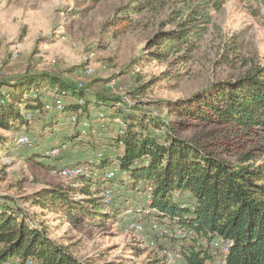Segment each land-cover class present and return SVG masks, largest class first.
I'll return each mask as SVG.
<instances>
[{
	"label": "rangeland",
	"instance_id": "obj_1",
	"mask_svg": "<svg viewBox=\"0 0 264 264\" xmlns=\"http://www.w3.org/2000/svg\"><path fill=\"white\" fill-rule=\"evenodd\" d=\"M213 1L0 0V80L30 69L60 72L69 82L126 97L127 104L118 103V107L137 110L136 105H142L167 115L171 111L168 100L193 97L216 81L238 78L264 66V0H222L219 10ZM199 10L210 16V23L194 45L179 47L166 59L154 58L157 45H150L151 41L160 33L182 31ZM88 67L93 74L85 73ZM48 92L43 101L52 107L57 93ZM20 108L29 121L27 128L18 124L0 128V196L15 200L11 204L18 203L29 222L70 245L84 261H155L157 252L149 246L153 232L145 222L146 231L139 233L129 228L135 221L130 218L105 217L102 224H96L85 217L78 222L66 213L33 204L32 197L50 187L74 190L77 201L89 199L79 190L82 178L92 177L89 171L65 174L62 169L82 168L80 163L92 160L106 147L123 122L116 108L92 105L91 115H78L79 121L75 113L55 112L46 106L37 113L25 103ZM171 117L182 121L177 113ZM177 127L181 137L198 135L204 142L208 141L204 135L215 129L203 123L185 130ZM22 133L31 135L34 144L17 145L15 138ZM53 149L58 152L51 153ZM89 183L95 192L98 184ZM202 243L208 247L205 240ZM216 253L220 258L219 250Z\"/></svg>",
	"mask_w": 264,
	"mask_h": 264
},
{
	"label": "trees",
	"instance_id": "obj_2",
	"mask_svg": "<svg viewBox=\"0 0 264 264\" xmlns=\"http://www.w3.org/2000/svg\"><path fill=\"white\" fill-rule=\"evenodd\" d=\"M213 2L215 10L222 8V0ZM209 23L210 16L199 10L182 31L160 33L150 43L157 45L154 58L166 59L179 47L193 46ZM48 90L63 101V109L52 107L55 112L75 113L78 120L91 115L92 105L112 107L123 122L103 150L80 163L92 175L83 177L79 187L89 199L77 201L74 190L50 187L32 197L33 204L78 222L85 217L96 224L105 217L145 222L157 256L144 264H168L164 249L188 264H221L209 247L217 237L228 247L224 264H264V66L216 81L193 97L168 100L167 115L142 105L137 110L122 107L125 99L107 90L69 82L60 72L30 69L0 80V128H27L20 106L25 103L34 113L45 110ZM174 113L182 121L173 120ZM197 123L215 127L204 135L208 141L178 134L177 124L185 130ZM89 181L98 184L95 192ZM103 190L113 193L109 203L97 197ZM11 200L0 196V264H94L34 226ZM152 217L164 226L162 231L151 229ZM176 228L188 233L178 235Z\"/></svg>",
	"mask_w": 264,
	"mask_h": 264
},
{
	"label": "built area",
	"instance_id": "obj_3",
	"mask_svg": "<svg viewBox=\"0 0 264 264\" xmlns=\"http://www.w3.org/2000/svg\"><path fill=\"white\" fill-rule=\"evenodd\" d=\"M263 15H264V10H263ZM12 58H15V55ZM85 73L87 75H91V74H93V70L90 67H88V68H86ZM80 86H82V84H80ZM125 101H126V97H125ZM52 107H56L59 110L63 109V101L58 94L56 95V97L53 101ZM52 107L50 104L46 105L47 109L52 108ZM34 142H35V139L27 133H22L15 138V143L17 145H20V146H31L34 144ZM57 152H58L57 149H53L51 151V153H57ZM119 152L121 153L122 150H119ZM62 172H64L65 174H73V173L78 174L79 173L82 175V174H85V168L84 167H82V168L77 167L76 169L67 168V169H62ZM113 174H114V172L110 171L108 173V176H112ZM112 197H113V193L111 192V190H107V192H105L103 194V200L106 203H109L111 201ZM149 211L150 210H147V212H149ZM130 212H131V210L128 211V213H130ZM149 224H150L151 229L154 231H162L164 229V226L160 223V221L156 217H152ZM129 228L134 229V230L138 231L139 233H143L145 231V223L142 221H136L135 220V221L129 223ZM176 233L178 235H186L188 233V231H186L183 228H176ZM189 233H191V231H189ZM222 242H223V238L217 237L212 241L211 244H212V248L214 249L215 253L217 250H219V252L221 253L220 263L224 264L225 259H226V253L228 252V247L224 246L222 244ZM230 244H232V241L230 242ZM149 246L150 247H157V244L154 240H151V241H149ZM163 252L167 256L168 264H188L187 261H185L183 258H181V256L179 254L172 253V252L168 251L167 249H164ZM29 263H32V262L29 260ZM5 264H12V263L6 262Z\"/></svg>",
	"mask_w": 264,
	"mask_h": 264
}]
</instances>
